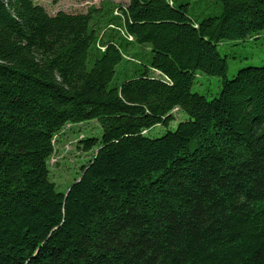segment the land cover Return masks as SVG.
<instances>
[{
    "label": "trees",
    "instance_id": "trees-1",
    "mask_svg": "<svg viewBox=\"0 0 264 264\" xmlns=\"http://www.w3.org/2000/svg\"><path fill=\"white\" fill-rule=\"evenodd\" d=\"M263 31L264 0H0V264H264V66L225 48ZM93 120L61 193L56 138Z\"/></svg>",
    "mask_w": 264,
    "mask_h": 264
},
{
    "label": "rangeland",
    "instance_id": "rangeland-1",
    "mask_svg": "<svg viewBox=\"0 0 264 264\" xmlns=\"http://www.w3.org/2000/svg\"><path fill=\"white\" fill-rule=\"evenodd\" d=\"M35 3L43 6L51 16L59 12L67 14H85L92 6H100L104 2L127 6L131 0H34ZM232 44V43H229ZM226 53L230 54L228 60V75L234 76L240 69L248 66H264V31L255 39L247 40L236 46L226 45ZM223 49V47H221ZM202 88L197 86L195 91L204 92L212 89L218 90V78L203 75ZM208 94V93H207ZM176 121L168 127L175 130L178 123L186 120L187 117L178 111ZM167 128L156 127L151 131L152 136L163 134ZM102 135V129L97 120L84 122L78 125H68L63 134L56 139V153L50 160L51 179L56 184L57 190L66 193L69 187L80 177L81 168L92 158L94 151L86 152L79 148V142L85 138H99Z\"/></svg>",
    "mask_w": 264,
    "mask_h": 264
},
{
    "label": "bare ground",
    "instance_id": "bare-ground-1",
    "mask_svg": "<svg viewBox=\"0 0 264 264\" xmlns=\"http://www.w3.org/2000/svg\"><path fill=\"white\" fill-rule=\"evenodd\" d=\"M176 111H178V110L176 109Z\"/></svg>",
    "mask_w": 264,
    "mask_h": 264
},
{
    "label": "water",
    "instance_id": "water-1",
    "mask_svg": "<svg viewBox=\"0 0 264 264\" xmlns=\"http://www.w3.org/2000/svg\"><path fill=\"white\" fill-rule=\"evenodd\" d=\"M68 194V193H67ZM67 194H66V196H67Z\"/></svg>",
    "mask_w": 264,
    "mask_h": 264
}]
</instances>
